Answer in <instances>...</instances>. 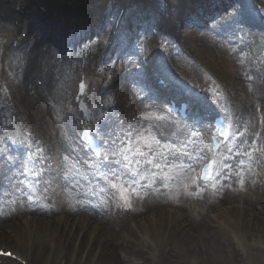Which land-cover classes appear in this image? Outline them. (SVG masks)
Instances as JSON below:
<instances>
[{
	"label": "bare ground",
	"instance_id": "6f19581e",
	"mask_svg": "<svg viewBox=\"0 0 264 264\" xmlns=\"http://www.w3.org/2000/svg\"><path fill=\"white\" fill-rule=\"evenodd\" d=\"M12 1L0 0V28L20 20L9 29L11 40L33 42L30 52L40 46L38 36L47 42L28 60L0 55L9 86L0 88V238L14 236L16 256L25 264H264V27L255 21L264 17V0ZM38 4L45 10L31 12ZM30 13L35 21L26 19ZM64 45L73 50L61 52ZM98 47L107 65L80 51ZM135 51L147 65H136ZM154 72L167 74L170 85L154 83ZM77 73L101 114L95 127L112 153L106 165L89 161L75 139ZM169 96L191 102L196 124L182 125L159 109ZM217 109L235 139L219 160L217 190H208L192 172L208 155L202 113ZM7 136L17 152L5 145ZM64 166L73 178L62 175ZM98 178H121L131 193L114 186L119 200L111 202ZM82 190L95 205L78 198L81 216L72 217L57 200ZM123 204L133 224L124 221ZM138 209L151 215L135 218ZM0 264L22 263L0 257Z\"/></svg>",
	"mask_w": 264,
	"mask_h": 264
},
{
	"label": "rangeland",
	"instance_id": "374dc122",
	"mask_svg": "<svg viewBox=\"0 0 264 264\" xmlns=\"http://www.w3.org/2000/svg\"><path fill=\"white\" fill-rule=\"evenodd\" d=\"M68 1H70V0H68ZM77 1H79V2H82V1H85V0H77ZM12 2H14V0L12 1ZM12 2L10 3L9 2V6H10V10L11 11H14V9H13V7H12ZM69 3H71V2H69ZM3 4H7V2L6 3H2V6H3ZM36 4V3H35ZM120 7V6H119ZM96 8H97V6H96ZM108 8H109V6H108ZM108 8H107V10H108ZM229 9V8H228ZM37 10V7H36V5L35 6H33V10H31V12H35ZM38 11V10H37ZM118 12V11H117ZM99 15V11H98V13H97V16ZM116 16V14H113V16L111 17V18H114ZM260 17H262V16H260ZM260 17H259V15H258V17H257V19H256V21L259 23L260 22ZM101 18H103V16L101 17ZM27 20H29V21H35L36 20V18L34 17V14H29L28 16H27V18H26ZM40 19H43V18H40ZM205 20H208V18H206ZM9 21V23H8V25L6 26L5 24L4 25H2V27L0 28V55H2V56H4L5 55V53H7L10 57H12L13 59H15L17 56H21V57H24V58H26L27 60H28V58L30 57V55H31V53H33V51H38L39 50V47H41V45L42 44H44V45H47V42L43 39V38H41L40 36H38V41H41V43H39L40 44V46L38 47V45L36 44L35 46H34V48L31 50V52L30 51H28V49L30 48V46L33 44V42H31L30 44H28V43H26L24 40H23V44H21V45H19V43H18V46L17 47H13V46H11L10 45V43H11V36H12V32H10V30L9 29H11V28H14V27H16V25L14 24L15 23V21H14V19L13 18H11V19H9L8 20ZM112 21V20H111ZM212 21H213V19L211 20V22H209V24H212ZM153 24H157V21H155V22H153ZM174 24V23H173ZM158 25H160V24H158ZM181 26H182V24H180ZM6 26V27H5ZM185 27V26H184ZM184 27H181L180 29H179V36L181 37L183 34H184V32L186 31L185 29H184ZM35 29H38L37 27H34ZM94 33L93 34H97L98 32L100 33V32H102L103 30H98L97 31V28H94ZM125 31V33L123 34V35H126L127 36V32H126V30H124ZM101 34V33H100ZM99 34V35H100ZM19 37H20V35H18ZM17 36V37H18ZM112 38V37H111ZM125 38V37H124ZM129 37H127V38H125V39H128ZM232 38L231 37H229L228 38V41L229 40H231ZM31 41H34V40H31ZM108 44H110V42H111V40H110V37L108 38ZM44 42V43H43ZM76 45V44H75ZM74 45V46H75ZM9 47H11V48H9ZM66 49H68V50H73V46H71V45H64V46H62V48H61V52H65L66 51ZM83 54H89V56L91 55V54H95V56L99 59V60H101V61H104L105 63H106V65L110 62L109 61V59H107L106 57H105V53L104 52H102V51H104V50H102V48H100V47H98L97 49L95 48V49H88V48H82L81 50H80ZM117 51V49H114L113 50V53L114 52H116ZM150 52L151 51V48H149V47H147V49H146V52L145 53H147V52ZM40 53V50L36 53V54H39ZM142 52H140V51H135L134 52V54H133V57H134V61H135V63H136V65H138L139 66V62H140V54H141ZM103 54H104V56H103ZM117 54H119V50L117 51V53H115L114 54V56H116ZM126 56H130V52H126L125 54H124V57H126ZM104 57H105V59H104ZM111 59V58H110ZM22 61V60H21ZM93 64H96L94 61H93ZM21 65V62L20 61H17V66H20ZM3 73H4V71H0V88L1 89H4L5 91H8L9 90V86L7 85V79H6V77H5V75H3ZM163 73V72H162ZM166 77L168 76L167 74H165V73H163ZM92 78H94L95 77V75L94 74H89ZM77 77H78V73L76 74V75H74L73 77H72V81H71V92L73 91V89H74V83H75V80L77 79ZM169 77V76H168ZM155 80H156V78H154V80H153V82L155 83ZM17 83V82H16ZM155 95L156 96H158V94L157 93H155ZM176 97V96H175ZM6 100H7V98H5V99H2L1 101H5L6 102ZM213 102H215V101H213ZM162 103H163V101H161V103H160V107L162 106ZM216 103V102H215ZM4 104V102L2 103V104H0V108H1V105H3ZM109 105H110V102L108 103ZM222 106H224V105H222ZM160 107H159V109H160ZM6 120V118L5 117H3V119H2V122H1V125H3V126H5L4 124H5V121ZM20 124V123H19ZM20 126H21V124H20ZM76 131H77V128L75 129V133H76ZM5 145L7 146V143H5ZM74 167V166H73ZM191 169V168H190ZM72 171H74L73 169H72ZM62 173H63V176H65L67 179H70V178H73V175L75 174V173H71L70 171H69V168L66 166H64L63 167V171H62ZM51 175H53V172L51 173ZM192 175H194V173H192ZM191 174H189L188 176L189 177H191L192 176ZM194 179H195V175H194V177H193ZM109 182V181H108ZM119 184H120V187L122 188L123 187V189H124V192H125V194L127 195V192L129 191V190H131L132 189V186L131 187H128V189L126 188V187H124V182H123V180L120 178L119 179ZM109 183H111V182H109ZM113 184V183H112ZM105 186L106 188H107V186H106V184H103L100 180H97V186H98V188H100L102 191H103V193H104V195H105V198H106V191L104 190V188L102 187V186ZM105 191V192H104ZM130 192V191H129ZM131 193V192H130ZM65 194H62V196H60L59 198H58V200H57V202H58V204H64L69 210H71L72 211V213H73V215H72V217H77V216H81V213H76L78 210H80V207H79V201H78V198H83L84 199V201H85V203H90V205H95V204H93V203H91V198H89V195H88V193L86 192V191H84V190H82V193L80 194V196H79V193L77 194V193H74V192H69L66 196H64ZM136 197H138V195L136 196ZM96 199H98V197H96ZM141 201H143L142 199H140ZM191 201V200H190ZM197 201L198 202H201V204L202 203H204L203 202V200L202 199H197ZM146 201H143V203H145ZM192 202V201H191ZM97 203V202H96ZM225 203V202H224ZM66 207H64V208H66ZM123 208H122V210H123V216H124V218H126V220H124L126 223L128 222V223H131V224H133V221L130 219V211H129V208H127V207H125L124 206V204H123V206H122ZM145 207H149L148 205L147 206H145ZM204 207H205V205H204ZM147 209V208H146ZM140 209H138L136 212V214L133 212V214H134V216H135V218H139L140 217V219H141V217L142 216H147V215H144V214H149V215H151V210L150 209H148L146 212L144 211V210H140ZM90 212V211H89ZM93 212H95V211H93ZM94 215V214H93ZM102 215H103V213H102ZM102 215H101V217H102ZM96 218H97V220H99V221H101L96 215H94ZM120 217L122 218V214H120ZM102 219H103V217H102ZM103 225H105V224H103ZM127 226V224L126 225H124V227H126ZM114 228H116L115 226H114ZM11 237V238H10ZM12 237L14 238V236H11V235H8V233H3V235L1 236V238H0V246L1 247H5V248H11V249H14V250H16L18 247H19V244H17V242L15 241V240H13L12 239ZM15 238H16V236H15Z\"/></svg>",
	"mask_w": 264,
	"mask_h": 264
},
{
	"label": "snow or ice",
	"instance_id": "6c2138e0",
	"mask_svg": "<svg viewBox=\"0 0 264 264\" xmlns=\"http://www.w3.org/2000/svg\"><path fill=\"white\" fill-rule=\"evenodd\" d=\"M80 88H81V92L83 93V90L85 88V85L83 83H81ZM125 159H127V158H125ZM211 168H212V164L210 163L208 165V169L210 170ZM209 175H210V172H209ZM128 206L130 207V204Z\"/></svg>",
	"mask_w": 264,
	"mask_h": 264
}]
</instances>
